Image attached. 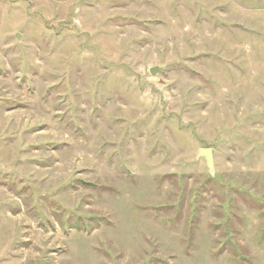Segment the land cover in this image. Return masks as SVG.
<instances>
[{"label":"rangeland","instance_id":"1","mask_svg":"<svg viewBox=\"0 0 264 264\" xmlns=\"http://www.w3.org/2000/svg\"><path fill=\"white\" fill-rule=\"evenodd\" d=\"M0 264H264V0H0Z\"/></svg>","mask_w":264,"mask_h":264},{"label":"water","instance_id":"2","mask_svg":"<svg viewBox=\"0 0 264 264\" xmlns=\"http://www.w3.org/2000/svg\"><path fill=\"white\" fill-rule=\"evenodd\" d=\"M161 68H153L150 70V73L152 75H155ZM199 156H203L204 159H206L208 168L210 169L211 172L214 171V155L213 151L211 149H201L199 152Z\"/></svg>","mask_w":264,"mask_h":264}]
</instances>
